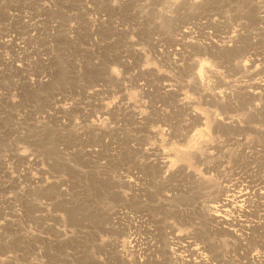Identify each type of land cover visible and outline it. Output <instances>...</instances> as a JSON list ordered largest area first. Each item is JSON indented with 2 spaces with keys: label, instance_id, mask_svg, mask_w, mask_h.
Masks as SVG:
<instances>
[{
  "label": "rangeland",
  "instance_id": "obj_1",
  "mask_svg": "<svg viewBox=\"0 0 264 264\" xmlns=\"http://www.w3.org/2000/svg\"><path fill=\"white\" fill-rule=\"evenodd\" d=\"M0 264H264V0H0Z\"/></svg>",
  "mask_w": 264,
  "mask_h": 264
},
{
  "label": "bare ground",
  "instance_id": "obj_2",
  "mask_svg": "<svg viewBox=\"0 0 264 264\" xmlns=\"http://www.w3.org/2000/svg\"><path fill=\"white\" fill-rule=\"evenodd\" d=\"M261 1V0H260ZM235 40H234V37L233 36H227V35H225L224 36V38H222V40H221V43L220 44H217V47L220 49H222V47H225L229 42H234ZM216 42V41H215ZM220 42V41H219ZM216 45V44H215ZM216 47V48H217ZM214 48V47H213ZM219 49H217L218 51H219ZM216 50V49H215ZM200 71V70H199ZM203 71V70H202ZM207 72V71H206ZM203 74V73H202ZM195 84L197 85V82H195ZM199 85V84H198ZM196 87H198V86H196ZM198 88H200V87H198ZM216 119V118H215ZM224 205H226V203H222V204H220L219 206H224ZM219 206H217V204L216 205H210V209H206L205 210V214H208V211H210V214L213 216V218L214 217H217V215H219V213H218V211L217 210H219L217 207H219ZM220 207V208H221Z\"/></svg>",
  "mask_w": 264,
  "mask_h": 264
}]
</instances>
